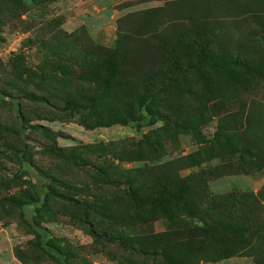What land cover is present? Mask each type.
<instances>
[{
	"label": "rangeland",
	"instance_id": "obj_1",
	"mask_svg": "<svg viewBox=\"0 0 264 264\" xmlns=\"http://www.w3.org/2000/svg\"><path fill=\"white\" fill-rule=\"evenodd\" d=\"M209 1L199 0L195 12L212 4L219 59L237 61L224 70L203 66L202 78L191 73L165 97L172 119L197 125L180 131L161 120L110 122L111 115L122 118L132 92L91 79L82 60L90 46L114 47L118 32L141 36L135 11L162 0H0V95L11 96L0 97V264H57L36 244L32 221L47 229L73 264H166L160 256L137 253L136 244H149L148 231H163L173 222L198 227L202 222L180 213L170 222L151 204L129 201V186L105 174L108 165H149L152 171L140 179L149 194L164 175L184 178L209 224L227 210L248 213L252 225L264 222V164L232 148L264 155V0ZM154 59L166 68V61ZM194 84L196 92L187 93V85ZM64 91L85 97L83 104L100 117L65 104ZM28 92L44 95L47 103L27 98ZM146 140L154 142L151 147L143 144ZM23 159L40 175L23 167ZM32 184L36 190L51 186L71 201L49 196L36 209L16 206L13 200H36ZM232 192L248 196L233 207L226 198ZM254 195L257 203L250 200ZM88 223L104 237L91 234ZM261 231L263 243L264 226ZM177 233L188 235L185 229ZM118 235L138 240L132 249L123 248ZM183 264L255 261L237 254L212 260L197 256Z\"/></svg>",
	"mask_w": 264,
	"mask_h": 264
},
{
	"label": "trees",
	"instance_id": "obj_2",
	"mask_svg": "<svg viewBox=\"0 0 264 264\" xmlns=\"http://www.w3.org/2000/svg\"><path fill=\"white\" fill-rule=\"evenodd\" d=\"M162 1L161 5L135 11L134 18L142 32L141 36H123L118 32L114 47L90 46L89 53L82 60L89 67L87 74L91 79L106 87L123 86L132 92L131 104L125 107L122 118L111 115L108 118L110 122L126 123L145 119L147 124H151L156 120H161L164 124L171 125L175 129L187 131L197 128L196 123L191 122L186 125L181 120L172 119L167 113V109H171V106L167 104L165 97L177 91L180 83L189 81L188 76L191 73L202 78L201 69L203 66L224 70L235 66L237 57L228 60L219 59L213 26L217 19L212 14V4L209 3V0L206 5L201 7L204 10L200 12H195L199 0ZM155 56L166 61L165 69L159 63H155ZM237 63H240L237 65L247 67V62ZM158 77L162 79L158 80ZM137 86L138 89H135ZM185 91L194 94L196 85L194 84V87L187 85ZM62 95L64 103L78 112L99 115L90 104H83L81 98L84 100L85 97L75 99L68 91H64ZM25 96L36 102L47 103L46 97L42 94L28 92L25 93ZM0 97L11 96L1 94ZM11 102L16 106L17 99L14 98ZM91 104L94 105L96 102ZM136 108H138V112L135 111ZM16 113L21 118L17 106ZM84 125L86 126V124ZM152 143L154 142L150 140L143 142L148 147H151ZM137 145L139 142L136 143ZM232 148L240 155L249 154L257 162L259 161L260 165L264 164L262 153L254 154L249 149ZM23 167L33 168L35 175H40V171L24 159ZM150 171L152 170L149 165L133 168H112L108 165L104 168L105 174L122 178L129 186L126 191L129 201L140 206L151 204V210L160 211L170 222L177 220V214L180 213L188 216L190 220L193 218L200 220L202 226L190 225L189 222L188 224L187 222L183 224H174L173 222L163 231L154 233L148 231L147 234L152 237L150 243L145 244L142 241L136 244L137 253L160 256L166 264L188 263L197 256L199 260H212L237 254L251 256L255 264H264V242L259 240L263 233L261 231L264 226L263 221L258 225L254 223L252 225L250 222L252 217L248 213H235V211L227 210L224 217H215L212 224H209L205 222L207 211L197 206V196L192 195L193 192L184 178H180L174 173L157 179L155 193H146L140 187V179L145 177L146 172L150 174ZM29 180H31V176ZM170 186L171 189H169ZM32 187L35 188L36 200H13V203L20 208L25 205H33L32 208L36 209L38 204H43L49 196L71 201L69 197L56 192L51 186H47L44 190L42 188L36 190L35 184H32ZM226 196L234 207L237 202L243 201L248 195L232 192ZM256 198L254 195L250 200L257 203ZM29 225L35 235L36 244L42 251L49 254L57 264H73L69 260L67 250L51 242L46 228L38 226L33 221ZM88 226L91 234L104 237L101 233H96L90 224ZM182 229L188 232L186 238L183 234L177 233ZM223 233H228L229 237ZM116 238L118 243L127 249H132L133 243L138 240L120 235ZM187 238L189 240H186Z\"/></svg>",
	"mask_w": 264,
	"mask_h": 264
},
{
	"label": "crops",
	"instance_id": "obj_3",
	"mask_svg": "<svg viewBox=\"0 0 264 264\" xmlns=\"http://www.w3.org/2000/svg\"><path fill=\"white\" fill-rule=\"evenodd\" d=\"M120 1H123V0H120ZM157 1H159V0H157ZM123 16H126V14H124Z\"/></svg>",
	"mask_w": 264,
	"mask_h": 264
}]
</instances>
